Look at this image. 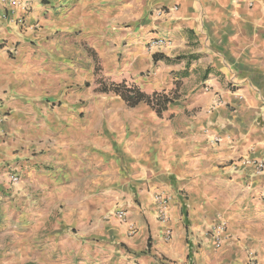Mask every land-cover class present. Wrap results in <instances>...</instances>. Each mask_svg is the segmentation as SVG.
<instances>
[{
	"label": "crops",
	"instance_id": "1",
	"mask_svg": "<svg viewBox=\"0 0 264 264\" xmlns=\"http://www.w3.org/2000/svg\"><path fill=\"white\" fill-rule=\"evenodd\" d=\"M0 108V264H264V0L0 2Z\"/></svg>",
	"mask_w": 264,
	"mask_h": 264
},
{
	"label": "built area",
	"instance_id": "2",
	"mask_svg": "<svg viewBox=\"0 0 264 264\" xmlns=\"http://www.w3.org/2000/svg\"><path fill=\"white\" fill-rule=\"evenodd\" d=\"M31 1L32 0H0V2L4 5L5 9L11 10H20L22 14H27L31 10ZM173 10H176L175 8ZM7 11V10H6ZM169 10L161 9L157 10L154 13L155 19H158L162 16L169 14ZM3 18L7 20L9 24H12L14 27L18 28L19 30H24L26 28L25 18L23 16L16 17L15 19L8 18V15H4ZM167 45V41L163 39H153L149 41L147 44L148 50L156 51L159 50ZM6 115L0 108V125L5 120ZM215 142H218L219 139H214ZM244 164H252L254 166L255 174L259 175L264 170V163L263 162H251L249 160H245ZM9 181L11 184H16L18 182V177L15 175H11L9 177ZM153 201L156 207V220L161 223L165 224L168 220V213H169V197L164 194H156L153 197ZM114 215L116 219L121 223L124 224L127 228V232L129 235H133L135 233V227L128 221L127 212L124 209L115 210ZM226 224L224 221H216L210 228L209 234L213 245L216 249H219L225 234ZM171 230L165 229L163 232V239L164 241H169L171 239ZM246 264H256L255 254L253 252L247 253V260Z\"/></svg>",
	"mask_w": 264,
	"mask_h": 264
},
{
	"label": "trees",
	"instance_id": "3",
	"mask_svg": "<svg viewBox=\"0 0 264 264\" xmlns=\"http://www.w3.org/2000/svg\"><path fill=\"white\" fill-rule=\"evenodd\" d=\"M96 91L99 94H114L120 97L129 107H134L139 103H145L154 110L158 116L167 109L168 104L173 100V98H170L163 93L146 95L135 88L127 87L124 83L104 84L99 82ZM148 248L149 240L147 241V249Z\"/></svg>",
	"mask_w": 264,
	"mask_h": 264
},
{
	"label": "rangeland",
	"instance_id": "4",
	"mask_svg": "<svg viewBox=\"0 0 264 264\" xmlns=\"http://www.w3.org/2000/svg\"><path fill=\"white\" fill-rule=\"evenodd\" d=\"M90 85V84H89ZM114 212H115V210L113 211V213L112 214H114Z\"/></svg>",
	"mask_w": 264,
	"mask_h": 264
}]
</instances>
